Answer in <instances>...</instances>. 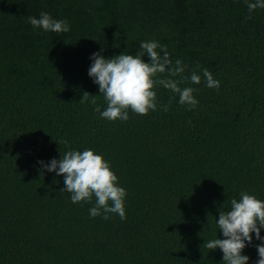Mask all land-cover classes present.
Returning <instances> with one entry per match:
<instances>
[{"label":"trees","instance_id":"16d2710c","mask_svg":"<svg viewBox=\"0 0 264 264\" xmlns=\"http://www.w3.org/2000/svg\"><path fill=\"white\" fill-rule=\"evenodd\" d=\"M41 11L71 30L33 29L28 16ZM153 39L183 61V75L207 68L219 89L185 80L199 101L188 110L157 86L167 112L101 118L90 54H135ZM85 148L102 153L126 189V219L91 217L95 197L72 203L63 175L38 165ZM242 190L264 199V9L249 13L244 0H0V264H223L203 245L223 238L215 218ZM244 251L255 264L254 244Z\"/></svg>","mask_w":264,"mask_h":264},{"label":"clouds","instance_id":"9594fccd","mask_svg":"<svg viewBox=\"0 0 264 264\" xmlns=\"http://www.w3.org/2000/svg\"><path fill=\"white\" fill-rule=\"evenodd\" d=\"M244 3L249 13L264 9V0H244ZM28 23L33 29L44 32L68 33L71 30L66 19H57L47 11H41L38 17L28 16ZM139 48L135 54L124 51L107 57L101 47L90 54L88 75L100 93L93 97L103 96L106 101V107L101 110L95 99L92 100L96 105L93 110L101 118L127 121L130 111L139 115L161 109L167 112L170 104L158 102L157 86L176 94L177 103L188 110L195 109L199 101L194 95L197 89L181 87L185 80L199 85L203 77L206 87H220V81L207 68L201 70L202 75L196 71L183 75L187 66L180 59L173 61L167 46L157 40L140 41ZM38 165L42 170L63 175L65 186L61 191L70 193L72 203H87L95 197V204L88 210L91 217L108 219L109 214H117L121 220L126 219L127 191L118 183L119 177L102 153L92 148L69 149L61 152L60 158L53 157L47 162L39 160ZM215 224L223 238L214 236L205 240L203 246L219 249L223 253V264H249L250 257L244 250L253 244L258 257L255 264H264V235L261 234L264 230V199L247 190L240 191L239 198L230 200V207L219 211Z\"/></svg>","mask_w":264,"mask_h":264}]
</instances>
